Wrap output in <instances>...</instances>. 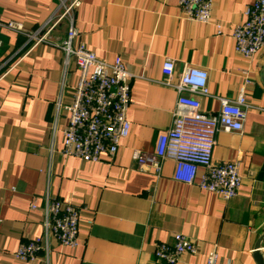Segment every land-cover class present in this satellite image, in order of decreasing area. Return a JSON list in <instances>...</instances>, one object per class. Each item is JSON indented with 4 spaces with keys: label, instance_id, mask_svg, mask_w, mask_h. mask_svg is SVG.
Segmentation results:
<instances>
[{
    "label": "crops",
    "instance_id": "0c3cea01",
    "mask_svg": "<svg viewBox=\"0 0 264 264\" xmlns=\"http://www.w3.org/2000/svg\"><path fill=\"white\" fill-rule=\"evenodd\" d=\"M254 1L212 0L210 22L198 23L177 0H80L73 46L84 44L108 63L120 58L132 76L129 136L112 158L92 164L61 154L63 107L77 72L52 43L65 37L66 22L46 42L27 38L59 0H0V23L15 22L23 32L0 28V264H167L154 253L175 234L196 247L175 264H204L211 251L217 264H257V245L264 264V111L248 110L240 133L216 134L213 162L240 164L241 186L230 200L202 191L200 172L183 184L173 179L172 160L155 174L132 158L134 151L152 154L172 123L177 94L161 84L166 59L174 62V79L185 67L207 72L210 96L199 97L204 113H217L220 100L235 98L243 86L246 99L264 110V50L244 59L232 39ZM48 198L78 210L76 247L46 234ZM32 238L41 239L37 260H15L18 246Z\"/></svg>",
    "mask_w": 264,
    "mask_h": 264
},
{
    "label": "built area",
    "instance_id": "2783aa9c",
    "mask_svg": "<svg viewBox=\"0 0 264 264\" xmlns=\"http://www.w3.org/2000/svg\"><path fill=\"white\" fill-rule=\"evenodd\" d=\"M179 8L194 22L209 23L212 0H177ZM80 0H59L49 19L35 34L28 35L30 42L48 41L50 33L62 21L66 22L65 37L52 45L64 53V65L71 61L77 72L75 84L70 90L71 102L64 106L67 123L62 130L64 157H75L84 163H98L101 156L112 158L119 142L129 136L131 124L127 110L131 103L130 79L120 58L113 63L98 58L84 44L73 46L77 35L74 12ZM245 21L238 24L232 34L234 51L244 59L251 60L264 50V0H255L245 10ZM23 33L15 22L0 23V28ZM2 41L0 40V52ZM165 78L162 85L172 88L177 94L170 127L162 132L152 154L134 151L133 160L139 169L161 171L164 160L174 163L173 179L183 184H192L200 172L199 188L227 201L236 197L241 186L239 161L223 164L213 162L216 134L242 132L246 113L250 109L261 110L245 97L243 86L233 99H221L220 109L215 114L201 110L199 97H209L207 72L185 67L174 79V62L166 59L161 67ZM1 78V77H0ZM249 84V82H247ZM35 206L32 205L31 209ZM0 218V228H1ZM43 227L61 246L74 248L80 230L79 212L69 202L57 199L46 200ZM42 248L40 238L21 243L13 258L24 263H34ZM196 251L192 240L181 234L173 236V243L160 244L154 253L156 259L175 264L185 253ZM217 252L207 254L204 264H217Z\"/></svg>",
    "mask_w": 264,
    "mask_h": 264
},
{
    "label": "water",
    "instance_id": "95a60500",
    "mask_svg": "<svg viewBox=\"0 0 264 264\" xmlns=\"http://www.w3.org/2000/svg\"><path fill=\"white\" fill-rule=\"evenodd\" d=\"M263 82H264V78H263ZM254 250H255L254 257H255L257 264H263L262 258L259 254L260 246L257 245Z\"/></svg>",
    "mask_w": 264,
    "mask_h": 264
}]
</instances>
